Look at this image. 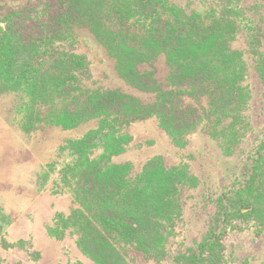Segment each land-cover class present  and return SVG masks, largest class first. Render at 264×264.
<instances>
[{"label":"rangeland","instance_id":"obj_1","mask_svg":"<svg viewBox=\"0 0 264 264\" xmlns=\"http://www.w3.org/2000/svg\"><path fill=\"white\" fill-rule=\"evenodd\" d=\"M0 264H264V0H0Z\"/></svg>","mask_w":264,"mask_h":264},{"label":"trees","instance_id":"obj_2","mask_svg":"<svg viewBox=\"0 0 264 264\" xmlns=\"http://www.w3.org/2000/svg\"><path fill=\"white\" fill-rule=\"evenodd\" d=\"M6 37V36H5ZM230 101V100H229ZM168 104V101H166V102H162L160 105H159V108L158 109H155V112H156V114H158V115H161L162 117H163V115L164 116H166V120L167 119H169L170 117H171V112L169 113V111H167L168 109H167V105ZM214 110V109H213ZM203 112H204V110H203ZM173 118V117H172ZM165 122V121H164ZM167 122V121H166ZM168 123V122H167ZM170 126H168V128H169ZM209 242V241H208ZM211 247V246H210Z\"/></svg>","mask_w":264,"mask_h":264}]
</instances>
